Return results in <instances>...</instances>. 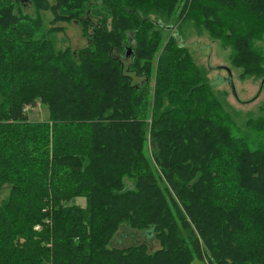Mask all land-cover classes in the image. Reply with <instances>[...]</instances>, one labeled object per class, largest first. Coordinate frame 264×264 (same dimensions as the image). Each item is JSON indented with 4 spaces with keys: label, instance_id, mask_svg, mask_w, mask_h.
<instances>
[{
    "label": "trees",
    "instance_id": "16d2710c",
    "mask_svg": "<svg viewBox=\"0 0 264 264\" xmlns=\"http://www.w3.org/2000/svg\"><path fill=\"white\" fill-rule=\"evenodd\" d=\"M43 12L88 44L37 38ZM189 24L264 76V0H0V264H264V147L226 123ZM122 224L162 247H111Z\"/></svg>",
    "mask_w": 264,
    "mask_h": 264
},
{
    "label": "rangeland",
    "instance_id": "374dc122",
    "mask_svg": "<svg viewBox=\"0 0 264 264\" xmlns=\"http://www.w3.org/2000/svg\"><path fill=\"white\" fill-rule=\"evenodd\" d=\"M21 4V3H20ZM27 14H32L28 3L22 9ZM43 26L36 34L37 38L43 37L52 40L56 47H70L73 50L88 44L87 38L82 35V29L75 22H59L60 31L50 30L51 15L49 12L41 13ZM186 36L182 43L188 48L194 62L205 72L209 84L214 88L219 99H222L226 112V123L231 127L234 135L243 138L250 148L264 147V125H252V123L264 120V76L245 75L240 77V69L231 63L232 50L223 45L219 40H213L207 31L199 32L194 25H185ZM182 36V34H180ZM256 46L264 54V35L255 42ZM125 65L130 62V56H121ZM264 75V74H263ZM134 76V82L139 81ZM26 116L30 121H48L47 107L40 103L28 107ZM257 127V128H255ZM133 183L125 178V188H131ZM0 192V198L4 195ZM77 203L85 205V199L79 198ZM257 217L261 227L264 228V211L258 210ZM152 229L145 231L132 230L122 224L111 240V247L122 248L132 244L144 243L150 253L157 251L162 246L159 239L153 235ZM202 245L204 252L205 248ZM209 257L203 253L202 261L208 262ZM194 260L192 261V264Z\"/></svg>",
    "mask_w": 264,
    "mask_h": 264
},
{
    "label": "water",
    "instance_id": "95a60500",
    "mask_svg": "<svg viewBox=\"0 0 264 264\" xmlns=\"http://www.w3.org/2000/svg\"><path fill=\"white\" fill-rule=\"evenodd\" d=\"M131 50H130V48H127V50H126V52H125V56L126 57H128L130 54H129V52H130Z\"/></svg>",
    "mask_w": 264,
    "mask_h": 264
},
{
    "label": "built area",
    "instance_id": "2783aa9c",
    "mask_svg": "<svg viewBox=\"0 0 264 264\" xmlns=\"http://www.w3.org/2000/svg\"><path fill=\"white\" fill-rule=\"evenodd\" d=\"M28 107H31V106H25L26 109H28Z\"/></svg>",
    "mask_w": 264,
    "mask_h": 264
}]
</instances>
